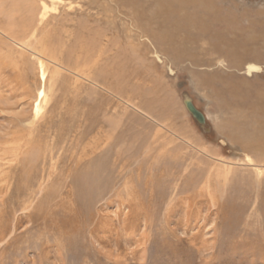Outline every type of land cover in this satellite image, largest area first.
<instances>
[{
    "label": "rangeland",
    "instance_id": "374dc122",
    "mask_svg": "<svg viewBox=\"0 0 264 264\" xmlns=\"http://www.w3.org/2000/svg\"><path fill=\"white\" fill-rule=\"evenodd\" d=\"M30 2L33 39L0 33V264H264L235 136L264 122V0Z\"/></svg>",
    "mask_w": 264,
    "mask_h": 264
},
{
    "label": "bare ground",
    "instance_id": "6f19581e",
    "mask_svg": "<svg viewBox=\"0 0 264 264\" xmlns=\"http://www.w3.org/2000/svg\"><path fill=\"white\" fill-rule=\"evenodd\" d=\"M31 0H0V33L7 35L8 37H10L16 44L21 45V41H25L27 38H31L35 36V34H32L30 32L31 26L33 24V19H34V10H35V4L30 2ZM46 1V0H45ZM70 8V7H69ZM74 8V7H72ZM77 10V9H75ZM73 11V10H72ZM44 14V13H43ZM46 14V13H45ZM44 14V17H45ZM72 14V13H71ZM17 16H21L20 19H17ZM127 25V24H126ZM140 26V25H139ZM141 28V27H140ZM58 33V32H57ZM141 33V32H140ZM141 36V35H140ZM133 39V38H132ZM52 43H54V39L53 36L45 33L41 36V39L35 43H33V41L29 42L28 45H30V47H28V50H30L34 56H46V55H56L57 52V46L55 47L54 45H52ZM25 44V43H24ZM33 45V46H32ZM88 45V44H87ZM23 46V45H22ZM24 47V46H23ZM60 47V46H59ZM88 49V48H87ZM219 50V49H217ZM73 51V50H72ZM220 52V51H219ZM71 54V53H70ZM89 56V54H88ZM103 56V55H102ZM86 61V60H85ZM89 61V60H88ZM42 63V62H41ZM76 63V62H75ZM88 63V62H86ZM79 64V63H77ZM13 65V64H12ZM121 67V66H119ZM118 69V68H117ZM123 69V68H122ZM121 68H119V70H122ZM115 71V70H114ZM123 71V70H122ZM121 71V72H122ZM260 71V67L256 66V65H250L248 68V72L252 73V72H258ZM108 73V71H107ZM120 73V72H119ZM105 74V72L103 73ZM122 74V73H120ZM45 74L43 73V76ZM108 75V74H107ZM124 75V74H122ZM113 76V75H112ZM111 77V76H110ZM119 77V76H118ZM122 77V76H121ZM117 78V76H116ZM111 85V84H110ZM119 87V85L117 86V88ZM114 88V87H113ZM109 91V90H108ZM121 92V91H120ZM136 92L135 89H133V93ZM133 93L131 94L133 97ZM138 93V92H137ZM119 94V93H118ZM259 94V93H258ZM260 98H261V93L259 94ZM130 99H132V97L130 96ZM157 101V100H156ZM154 101V102H156ZM127 103H129V105L133 106V103L127 101ZM156 104V103H155ZM159 105V104H158ZM145 106V105H144ZM154 106V105H153ZM156 107V106H155ZM158 109V108H157ZM165 109V108H163ZM162 109V111H163ZM139 110V109H138ZM143 110V109H141ZM159 110V109H158ZM161 111V109L159 110ZM143 112V111H142ZM165 112H163L164 114ZM241 113V112H240ZM263 113V112H262ZM167 115V114H166ZM164 117V116H163ZM136 121V120H135ZM133 125V124H131ZM135 126V125H134ZM131 127V126H130ZM173 133V132H172ZM238 140H240L241 142H243L244 147L248 150H252L255 152H264V122L260 125V130H253L252 133L249 134V132L245 129V128H237L236 131V135H235ZM134 138V137H133ZM165 143V142H164ZM163 145V144H162ZM149 149V148H148ZM154 157V156H153ZM120 161V160H119ZM260 162V161H259ZM259 162H254L249 160V163L247 164V166H249L251 168V172L252 174L259 179L263 174H264V165H260ZM263 162V161H262ZM142 163V162H141ZM227 163V162H226ZM225 163V165H227ZM205 164V163H204ZM224 164V163H223ZM233 165V163H232ZM124 167V166H123ZM219 169H221V167H219ZM228 170L226 171L227 173L224 174V176L226 178H229V174H231V167H230V171L229 168H227ZM250 171V170H249ZM142 172V171H141ZM225 172V171H224ZM219 175H220V171H218ZM122 174V173H121ZM172 177V176H169ZM77 178V177H76ZM75 178V179H76ZM99 178L98 173L96 172L95 177L93 179L88 178L87 175L85 176H80V178L77 179V183L75 182L76 186H80L79 190H77L74 194H76L75 196H78L77 202L81 203V197L80 195H85L87 194V197L91 196L93 193V189H91V185H89V183L93 181H97V179ZM151 179V178H150ZM171 179V178H168ZM245 179V177H244ZM172 180V179H171ZM170 180V181H171ZM145 181V180H144ZM173 181L174 184L177 181L176 176L173 177ZM83 183V184H82ZM95 185V184H94ZM133 186V185H132ZM155 187V186H154ZM76 190V189H75ZM127 192L129 194V196H132V194L129 192L130 189L129 187H127ZM133 192V191H132ZM135 193H139L138 191L134 192ZM128 196V197H129ZM132 198V197H131ZM89 200H93V198H89ZM95 200V199H94ZM132 200V199H131ZM129 201V200H128ZM134 201V200H133ZM90 202V201H88ZM93 202V201H92ZM132 203H130L129 205H131ZM72 236V235H71Z\"/></svg>",
    "mask_w": 264,
    "mask_h": 264
},
{
    "label": "water",
    "instance_id": "95a60500",
    "mask_svg": "<svg viewBox=\"0 0 264 264\" xmlns=\"http://www.w3.org/2000/svg\"><path fill=\"white\" fill-rule=\"evenodd\" d=\"M185 104L187 109L193 115V117L202 125L206 124V118L204 114L199 111L196 106L194 105L193 101L189 98L185 99Z\"/></svg>",
    "mask_w": 264,
    "mask_h": 264
}]
</instances>
